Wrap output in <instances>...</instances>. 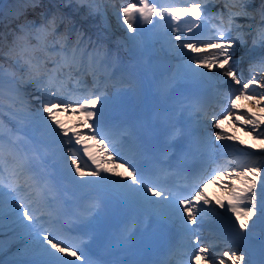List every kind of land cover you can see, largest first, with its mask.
<instances>
[{
  "label": "snow or ice",
  "instance_id": "1",
  "mask_svg": "<svg viewBox=\"0 0 264 264\" xmlns=\"http://www.w3.org/2000/svg\"><path fill=\"white\" fill-rule=\"evenodd\" d=\"M108 2L49 0V7L44 0H17L10 17L0 16V58L16 66L13 70L0 63V204L9 198L12 211L43 258L37 264H103L89 257L79 244L69 243L65 232L71 229L58 225L61 214L71 211L68 186L100 185L105 186V191L119 192L146 213L158 214V206L168 209V219L179 223L194 249L187 264H217L209 254L210 246H202L193 227L202 223L205 214L225 217L231 213L235 219L227 217L228 224L232 235L240 240L248 238L256 220L264 222V92L250 88H264V0H181L183 7H177L175 0H139L116 13L118 20L122 14V23L130 33L135 32L138 18L158 28L167 51L175 58H187L182 78L200 84L204 93L211 88L224 101L219 113L208 112L204 95L187 105L203 114L197 129L187 134L182 148L183 154L191 153L199 160V171L184 175L187 195L166 183L176 172L165 167L145 170L137 165L135 161L142 153L135 124H117L108 118L114 96L125 94V86L132 90L136 73L110 54L99 38L94 41L76 27L73 19L60 12L63 7L77 14L86 10L84 19L104 16ZM217 4L221 8L212 12L211 6ZM38 10L39 22L29 18L30 11ZM183 17H189L186 30L181 27ZM237 17L246 18L249 23L238 24ZM61 25L63 31L59 30ZM245 28L254 33L252 49H247L244 36L249 33ZM240 45L245 46L250 57L256 55L257 45L262 50L259 59L249 64L246 78L235 58ZM256 73L261 74L259 80ZM175 79L173 76L161 82L164 96L171 98ZM27 85L40 95L26 91ZM110 88L115 90L113 95L108 93ZM29 96L39 101V107L33 108ZM241 98L252 101L260 115L241 111L236 103ZM3 116L9 117L12 127L2 122ZM61 116L81 119L69 127ZM164 119L157 117L158 121ZM225 119L236 131L243 129L258 141L260 155L241 147L244 141L234 133L222 130ZM181 135L183 129L173 125L170 141ZM88 141L93 145L89 146ZM90 147L96 148L95 155ZM81 150L95 167L79 162ZM228 156L232 159H226ZM61 159H70L71 163L57 174L49 171ZM118 166L126 168L128 177L116 171ZM207 183L227 190V202L217 201L223 212L206 197L203 187ZM95 208L92 203L81 213H73L75 220L87 226ZM229 260L231 264H248L245 255L236 251L231 252ZM176 264L185 261L178 259Z\"/></svg>",
  "mask_w": 264,
  "mask_h": 264
},
{
  "label": "bare ground",
  "instance_id": "2",
  "mask_svg": "<svg viewBox=\"0 0 264 264\" xmlns=\"http://www.w3.org/2000/svg\"><path fill=\"white\" fill-rule=\"evenodd\" d=\"M13 7L15 8V5ZM93 19H97V21L99 22V24L101 23L100 24V28H101L102 33H104L105 29H108V31H110V32H108V34L111 37L114 36V34H115L114 31L111 30V29H109L106 26V24H104L103 21H101L100 17L95 16V18H93ZM134 41H135V43L133 44L134 46L131 47V51H128L131 54L136 53L137 55H139L140 53H142L143 51H145L148 46H150V45H148V42L147 41H140L138 38H136ZM248 43H250V41H248ZM121 45L122 44H121V41H120L119 46H121ZM243 59H245V56H243ZM259 79H260V77L258 78V80ZM29 88L30 87H26L25 86V90L26 91H28ZM262 90H263L262 92H264V88H262ZM28 92H30V91H28ZM236 103L240 106V110L241 111L247 110L248 107L251 108V109L256 108L257 110H259V108L257 106H255L254 103L252 101H250V100L237 99L236 100ZM225 120H228V119H225ZM231 128H232V130L234 129L233 128V125H231ZM222 130L224 131L225 128H223ZM233 132L235 133V135L241 136L240 137L241 140H247L250 145H252L253 143H256L257 142V140H253L252 136L247 135L243 129H241L239 131H236L234 129ZM253 135H255V134H253ZM91 145H92V143H89V146H91ZM214 185L215 184H212V183H209V184L205 185V187L207 188V191H208V192L206 191L207 196L211 193V191H214L213 190ZM215 196H216V193H215ZM227 196H228V192L226 190V192H222L220 194V199L222 201H224V202H227V200H226ZM255 224L257 225V229L262 230L263 236H262L261 239H254L255 236H253V237L252 236H248L247 241H249L252 244L254 250L258 253V251L260 249L264 248V222H261L259 220ZM25 233H27V232L24 231L23 234H25ZM21 240H22V238H18L15 241L18 242V241H21ZM34 244L33 243L32 244H29L26 249L25 248H20V250H19V247L18 246H15V242H14L13 244H11L10 247H4V248L0 249V264H16L15 262L12 263V260L10 258L11 257H15L16 255H20V254H23V255H30L31 254L32 256L39 255V253H38L36 247L34 246ZM261 252H264V251H261ZM261 252H259V253H261ZM39 258H40V260L43 259L40 255H39ZM260 264H264V260Z\"/></svg>",
  "mask_w": 264,
  "mask_h": 264
},
{
  "label": "rangeland",
  "instance_id": "3",
  "mask_svg": "<svg viewBox=\"0 0 264 264\" xmlns=\"http://www.w3.org/2000/svg\"><path fill=\"white\" fill-rule=\"evenodd\" d=\"M4 1V0H3ZM12 4H14V0H11L10 1V3H9V6H11ZM17 4V3H16ZM15 4V5H16ZM41 11V10H40ZM83 11H86V10H83ZM83 11H82V13H83ZM109 12L111 13V15L113 14V15H116V12H113L112 10H109ZM106 14H107V11L105 10V15L104 16H101V15H96V16H98V17H100V19H101V21H103V23L104 24H106V26H107V21L105 20V16H106ZM114 17V16H113ZM89 18H91V19H93V18H95V16H93V18L92 17H89ZM115 18V17H114ZM93 20H95V21H97V19H93ZM98 22V21H97ZM99 23V22H98ZM101 24V23H100ZM126 35H129V34H127V33H123L122 35H121V37L122 36H126ZM6 68H8V67H6ZM14 68H16V66L14 65ZM13 70H15V69H13ZM247 141V140H246ZM246 141H244V142H246ZM244 144H246V143H244ZM243 146V145H242ZM254 146L256 147V148H259L258 147V142H257V144L255 143L254 144ZM249 175H251L250 173H249Z\"/></svg>",
  "mask_w": 264,
  "mask_h": 264
}]
</instances>
